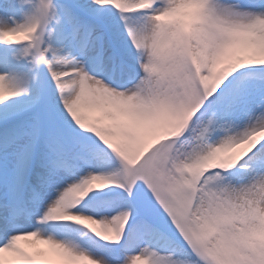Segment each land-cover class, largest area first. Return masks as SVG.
<instances>
[{
  "label": "snow or ice",
  "instance_id": "obj_1",
  "mask_svg": "<svg viewBox=\"0 0 264 264\" xmlns=\"http://www.w3.org/2000/svg\"><path fill=\"white\" fill-rule=\"evenodd\" d=\"M0 264H264V0H0Z\"/></svg>",
  "mask_w": 264,
  "mask_h": 264
}]
</instances>
